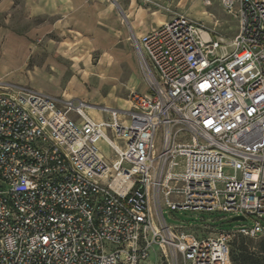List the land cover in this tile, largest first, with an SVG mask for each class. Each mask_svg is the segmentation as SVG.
Here are the masks:
<instances>
[{
	"label": "built area",
	"instance_id": "2783aa9c",
	"mask_svg": "<svg viewBox=\"0 0 264 264\" xmlns=\"http://www.w3.org/2000/svg\"><path fill=\"white\" fill-rule=\"evenodd\" d=\"M218 1L229 43L183 14L132 34L149 92L109 121L0 86V264H232L237 237L264 236V0ZM164 206L250 224L172 225Z\"/></svg>",
	"mask_w": 264,
	"mask_h": 264
},
{
	"label": "rangeland",
	"instance_id": "374dc122",
	"mask_svg": "<svg viewBox=\"0 0 264 264\" xmlns=\"http://www.w3.org/2000/svg\"><path fill=\"white\" fill-rule=\"evenodd\" d=\"M209 2L0 0V86L80 99L96 107L86 110L93 120L109 121L110 114L98 108L128 109L132 92H149V77L131 40L140 26L183 14L223 42L231 41L236 18L218 0ZM105 133L121 144L109 129ZM96 145L104 158H115L105 140L99 139ZM162 212L167 223L185 227L229 230L250 224L249 220H232L229 212L171 211L165 206ZM245 243L264 257V236L245 238Z\"/></svg>",
	"mask_w": 264,
	"mask_h": 264
},
{
	"label": "trees",
	"instance_id": "16d2710c",
	"mask_svg": "<svg viewBox=\"0 0 264 264\" xmlns=\"http://www.w3.org/2000/svg\"><path fill=\"white\" fill-rule=\"evenodd\" d=\"M245 238L237 237L230 250V260L232 264H264V257L258 252L251 250L245 243Z\"/></svg>",
	"mask_w": 264,
	"mask_h": 264
},
{
	"label": "crops",
	"instance_id": "0c3cea01",
	"mask_svg": "<svg viewBox=\"0 0 264 264\" xmlns=\"http://www.w3.org/2000/svg\"><path fill=\"white\" fill-rule=\"evenodd\" d=\"M165 20L161 19V18H157L155 19L150 25L147 26H140V30L137 32H134L136 36H140L142 34H145L147 32L152 31L157 25L161 24L162 22H164ZM142 22L139 21V24H141ZM154 23V24H153Z\"/></svg>",
	"mask_w": 264,
	"mask_h": 264
},
{
	"label": "bare ground",
	"instance_id": "6f19581e",
	"mask_svg": "<svg viewBox=\"0 0 264 264\" xmlns=\"http://www.w3.org/2000/svg\"><path fill=\"white\" fill-rule=\"evenodd\" d=\"M210 2H207L206 4H209ZM96 107H94L93 105H90V104H86L85 105V108H84V110L86 111V110H88V109H95ZM105 110V111H113L114 109L113 108H109V107H102V108H98V110ZM102 110V111H103ZM87 113V112H86ZM102 120H100L99 122H101Z\"/></svg>",
	"mask_w": 264,
	"mask_h": 264
},
{
	"label": "water",
	"instance_id": "95a60500",
	"mask_svg": "<svg viewBox=\"0 0 264 264\" xmlns=\"http://www.w3.org/2000/svg\"><path fill=\"white\" fill-rule=\"evenodd\" d=\"M238 218H240V217H233L232 220H236V219H238Z\"/></svg>",
	"mask_w": 264,
	"mask_h": 264
}]
</instances>
